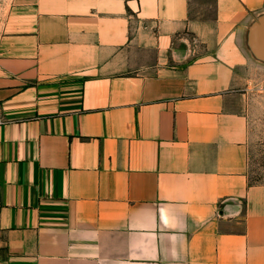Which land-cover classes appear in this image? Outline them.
<instances>
[{"label": "crops", "instance_id": "crops-1", "mask_svg": "<svg viewBox=\"0 0 264 264\" xmlns=\"http://www.w3.org/2000/svg\"><path fill=\"white\" fill-rule=\"evenodd\" d=\"M5 18L0 264H264L241 88L264 0H11Z\"/></svg>", "mask_w": 264, "mask_h": 264}, {"label": "rangeland", "instance_id": "rangeland-1", "mask_svg": "<svg viewBox=\"0 0 264 264\" xmlns=\"http://www.w3.org/2000/svg\"><path fill=\"white\" fill-rule=\"evenodd\" d=\"M11 0H0V36ZM248 128L249 182H264V62L246 68L241 85Z\"/></svg>", "mask_w": 264, "mask_h": 264}, {"label": "water", "instance_id": "water-1", "mask_svg": "<svg viewBox=\"0 0 264 264\" xmlns=\"http://www.w3.org/2000/svg\"><path fill=\"white\" fill-rule=\"evenodd\" d=\"M252 33L254 45L253 48L264 59V52L262 51L264 44V21H262L258 26L254 27Z\"/></svg>", "mask_w": 264, "mask_h": 264}, {"label": "built area", "instance_id": "built-area-1", "mask_svg": "<svg viewBox=\"0 0 264 264\" xmlns=\"http://www.w3.org/2000/svg\"><path fill=\"white\" fill-rule=\"evenodd\" d=\"M0 203H1V201H0Z\"/></svg>", "mask_w": 264, "mask_h": 264}]
</instances>
